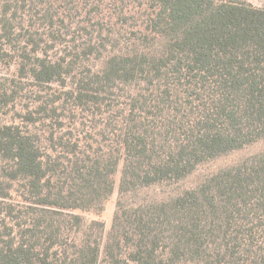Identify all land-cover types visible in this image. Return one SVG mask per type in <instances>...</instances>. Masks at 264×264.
<instances>
[{
  "label": "trees",
  "instance_id": "obj_1",
  "mask_svg": "<svg viewBox=\"0 0 264 264\" xmlns=\"http://www.w3.org/2000/svg\"><path fill=\"white\" fill-rule=\"evenodd\" d=\"M0 65V264H264V5L0 0Z\"/></svg>",
  "mask_w": 264,
  "mask_h": 264
},
{
  "label": "rangeland",
  "instance_id": "obj_2",
  "mask_svg": "<svg viewBox=\"0 0 264 264\" xmlns=\"http://www.w3.org/2000/svg\"><path fill=\"white\" fill-rule=\"evenodd\" d=\"M255 5H264V0H247ZM10 73V70H8L7 68H5V66L0 65V76L1 75H8ZM9 116L6 117V120H9ZM261 147L260 144H256L252 147H248L243 151H237L234 154H231L227 157L224 158H219L216 161H212L210 163H208L207 165H205L203 168L207 167V168H214L216 166L219 165H223L227 162H230L232 160H235L236 158H238L239 156H243L247 153L253 152L255 151L257 148ZM120 168H121V164L118 165V171L115 174V183H114V191L109 199L108 202H106L105 204V210L102 212L101 216L99 215L100 219H102L104 221V233H106L109 229L110 226V222H112V216H113V211H114V203L116 202V198H117V184L119 183V178H120ZM204 171H200V173H203ZM193 179V178H192ZM93 217H96L94 215H88L87 218L91 219Z\"/></svg>",
  "mask_w": 264,
  "mask_h": 264
}]
</instances>
